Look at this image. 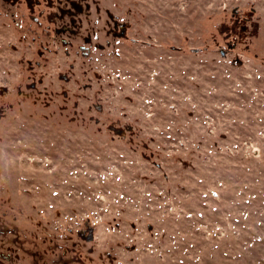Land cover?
Returning a JSON list of instances; mask_svg holds the SVG:
<instances>
[{"label":"rangeland","instance_id":"obj_1","mask_svg":"<svg viewBox=\"0 0 264 264\" xmlns=\"http://www.w3.org/2000/svg\"><path fill=\"white\" fill-rule=\"evenodd\" d=\"M100 1L0 0V264H264V0Z\"/></svg>","mask_w":264,"mask_h":264},{"label":"flooded vegetation","instance_id":"obj_2","mask_svg":"<svg viewBox=\"0 0 264 264\" xmlns=\"http://www.w3.org/2000/svg\"><path fill=\"white\" fill-rule=\"evenodd\" d=\"M8 1L12 5H26L33 9L38 8V16L52 18L53 23L60 22V29L66 32L76 29L70 28V25L81 23L84 19L93 16L95 25L101 23L99 28L106 36L113 38H126V32L129 25L126 24L119 14H115L112 9L105 7L100 0H3ZM247 17L238 16L233 19L229 30L231 36L235 39V43L243 40L245 34L249 33L250 29L256 25V20L253 19L252 10H249ZM249 28V29H248ZM242 29V30H240ZM58 31V30H56ZM249 31V32H248ZM252 31V30H251ZM108 41V40H107ZM81 240H86L83 232L79 231ZM87 241V240H86Z\"/></svg>","mask_w":264,"mask_h":264},{"label":"water","instance_id":"obj_3","mask_svg":"<svg viewBox=\"0 0 264 264\" xmlns=\"http://www.w3.org/2000/svg\"><path fill=\"white\" fill-rule=\"evenodd\" d=\"M188 166H192L191 164H190V162H185V163H183V165H182V169H186ZM87 241H89V240H91L92 239V232H91V229H89V235L88 236H86V238H85Z\"/></svg>","mask_w":264,"mask_h":264},{"label":"trees","instance_id":"obj_4","mask_svg":"<svg viewBox=\"0 0 264 264\" xmlns=\"http://www.w3.org/2000/svg\"><path fill=\"white\" fill-rule=\"evenodd\" d=\"M240 30H242V29H240ZM235 45H237V44H235Z\"/></svg>","mask_w":264,"mask_h":264}]
</instances>
